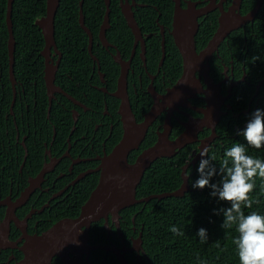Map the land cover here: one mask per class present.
<instances>
[{"label": "flooded vegetation", "instance_id": "obj_1", "mask_svg": "<svg viewBox=\"0 0 264 264\" xmlns=\"http://www.w3.org/2000/svg\"><path fill=\"white\" fill-rule=\"evenodd\" d=\"M78 1L81 29L73 32L70 49L58 42L55 29L56 47L46 50L43 31L36 24L40 16L24 28L26 50L19 51L13 20V74L10 58L6 74L0 61V264H23L30 238L81 215L102 178V159L124 139L122 99L115 95L123 74L137 124L145 123L153 108L160 107L144 139L130 152L131 163L156 145L161 133L175 141L189 124L204 119L209 111L204 76L199 91L171 92L184 71L173 34L175 0ZM180 1L183 9L189 8V2H196L198 10L209 9L198 17L195 44L199 53L217 32L219 19L233 7V0ZM255 3L248 7L242 3L237 11L246 15ZM125 11L131 12L134 26ZM258 14L228 33L205 62L210 77L221 87L220 119L212 126L203 125L196 138L174 149L173 155L153 161L136 188L141 201L127 207L129 212L120 210L118 219L110 213L108 218L92 222L82 253L73 251L70 239L64 241L61 252L68 250L73 258L72 262L68 259L69 264H152L144 240L149 227L139 218L150 202L158 204L170 196L151 197L175 190L139 197L144 192L142 181L157 160H171L177 166L183 161L180 175L186 171L190 186L186 193L193 191L206 140L209 158L211 150L219 151L225 143L233 142L250 114L264 103L262 68L254 72V63H248ZM48 65L55 71L50 87ZM196 76H201L199 70ZM244 94L249 97L247 103ZM134 207L136 210H131ZM96 223L101 232L98 237L93 231ZM63 236V232L59 234ZM53 239L54 255L49 264H67L65 256L56 251V236ZM99 245L108 249L94 248Z\"/></svg>", "mask_w": 264, "mask_h": 264}, {"label": "water", "instance_id": "obj_2", "mask_svg": "<svg viewBox=\"0 0 264 264\" xmlns=\"http://www.w3.org/2000/svg\"><path fill=\"white\" fill-rule=\"evenodd\" d=\"M60 3L61 0H47L46 14L36 21V24L39 25L43 31L47 51H50L53 46L56 47L55 20ZM242 3L243 0H233V7L230 11L222 13L219 19L218 30L210 40L208 46L198 53L195 44V36L199 28L198 17L209 9L198 10L196 8V2H189V8L183 9L181 7V1L175 0L176 8L174 13L173 34L176 44L182 54L184 71L175 91L172 90L171 92L176 93L180 91L179 94H181V91H187L188 89H192L193 92L199 91L203 86L201 77L204 76L205 83L208 85L205 91L206 94H208L209 101V111L206 112L205 118L198 120L196 123L189 124L187 130L175 141H171L167 133H161L159 142L150 149L144 151L134 163H131L129 161L130 152L138 148L145 137L148 126L158 115L160 107L153 108L152 112L147 115L145 123L137 124L129 103L127 78L126 75L123 74L115 95L122 99L120 113L125 123L124 139L116 145L110 155L102 159L100 165V169L103 170L102 178L92 196L83 206L81 215L76 219H65L59 222L42 236L33 239L30 238L29 244H27L28 250L26 251V259L23 261V264H49L54 255V252H51L54 244L53 236H56L57 243L55 247H57L56 251L58 254L65 256V262L67 264H69V261L72 262L73 258L68 255V250H66V248L63 253L61 252V250L64 249V241L66 243L68 239H70L73 242V251L75 250L77 253H82V247L89 240L88 228L91 227L92 222L99 220L103 216L108 218L110 213L114 215V219H118L120 210L141 201L136 197V188L142 180L145 171L153 161L161 156L173 155L174 149L182 147L196 138L197 130L202 128L203 125L212 126L214 121L220 119L221 113L219 111V103L221 99H223L221 96V87L219 83H216L214 79L210 77L209 68L205 62L211 58L213 52L218 48L228 33L255 18L263 6L264 0H256L255 7L246 15H242L237 11L242 6ZM13 8L14 0H8L6 21L9 30L8 47L12 74L16 43L13 29ZM125 14L130 24L134 26L131 12L125 11ZM107 19L108 15L105 20ZM197 70L201 72V76H196ZM47 72L49 75L48 85L50 87L54 80L55 71L53 72L48 65ZM208 144L209 140H206L202 149H208ZM182 177L183 183L180 188L164 195H155L151 198L158 197L162 199L168 196H183L190 190V186L188 184L186 171L183 173ZM83 227H87V229L83 230ZM62 232L64 238L59 237V234ZM98 247L108 249L102 245L97 247L94 246V248Z\"/></svg>", "mask_w": 264, "mask_h": 264}, {"label": "trees", "instance_id": "obj_3", "mask_svg": "<svg viewBox=\"0 0 264 264\" xmlns=\"http://www.w3.org/2000/svg\"><path fill=\"white\" fill-rule=\"evenodd\" d=\"M78 2V0H61L56 15V39L66 49H70L74 40L73 32L77 28L81 29L78 24ZM255 2L256 0H244L243 4L248 7L253 6ZM46 6L47 0H14L13 20L19 51L26 50L27 39L23 36L24 28L28 27L30 22L33 25L35 19L45 15ZM6 11L7 0H0V61L3 64L4 74L7 73L9 66V32L6 24ZM35 27L37 26L35 25ZM254 28L255 34H252L253 41H251L253 46L248 53V63L251 66L254 63V72L262 68L261 73L264 74V3L255 19ZM202 33L203 29L201 28L198 37ZM210 36L211 34H209ZM43 44L42 39L40 47ZM245 96L244 100L247 103L249 97ZM259 109H264V103L260 105ZM236 143L244 144L247 154L264 160V147L255 149L238 134L233 142L225 143L219 151L211 150L209 159L215 157L214 160L210 159V162L215 165L218 173L221 162L225 159V149ZM181 164L183 161L179 162V166H177V162L173 163L171 160H157L146 172L141 184L144 192L139 193L138 196L143 197L150 192L159 193L179 188L183 182L180 175ZM219 180L220 175L217 174L211 178L210 182L217 183ZM254 180L255 188L249 193V197L254 201L258 200L259 203H253L251 209L242 206V210L246 215L251 211H257L264 215V178L257 175ZM139 190L142 191L141 187ZM210 192L211 188L209 187L195 188L183 197H168L158 201V204H155L156 200L149 203L139 219L140 221L144 220L149 227L145 232L144 240L152 264H199V261H206L207 264H240L237 247L233 243L234 238L238 236L236 225L229 229H223L221 227L224 220L223 213L215 214L213 212L214 209L230 207V204L219 200L218 197L211 196ZM131 210H136V208ZM129 211L130 209L127 208L123 213ZM172 226H176L184 234H173L170 231ZM201 227L207 230L208 239L206 242H201L200 237L196 235ZM93 231L96 233V237L101 233L97 223L93 225ZM99 240L97 238V242Z\"/></svg>", "mask_w": 264, "mask_h": 264}, {"label": "clouds", "instance_id": "obj_4", "mask_svg": "<svg viewBox=\"0 0 264 264\" xmlns=\"http://www.w3.org/2000/svg\"><path fill=\"white\" fill-rule=\"evenodd\" d=\"M238 134L255 149L264 147V109L254 110L246 127ZM199 155L202 158L197 169L199 177L193 183V188L209 187L211 196L230 204V207L214 209L213 212L223 213L224 220L221 224L223 229L236 225L238 236L234 238L233 243L237 247L240 264H264V215L257 211H251L246 215L242 210V206L251 209L253 203H259L258 200L250 199L249 193L255 188L254 178L257 175L264 178V160L247 154L245 145L236 143L225 149V159L221 162L218 173L215 165L210 162V159L214 160L215 157L206 158L207 148H203ZM217 174L220 175V180L211 183V178ZM170 231L175 235L184 234L176 226H172ZM196 235L200 237L201 242L208 239L207 230L203 227ZM199 264L207 262L199 261Z\"/></svg>", "mask_w": 264, "mask_h": 264}]
</instances>
